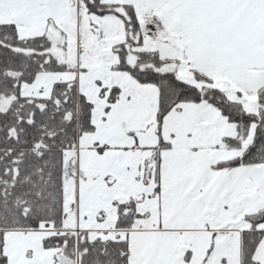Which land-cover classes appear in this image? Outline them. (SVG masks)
I'll return each mask as SVG.
<instances>
[{"label": "snow or ice", "instance_id": "snow-or-ice-1", "mask_svg": "<svg viewBox=\"0 0 264 264\" xmlns=\"http://www.w3.org/2000/svg\"><path fill=\"white\" fill-rule=\"evenodd\" d=\"M0 264H264V0H0Z\"/></svg>", "mask_w": 264, "mask_h": 264}]
</instances>
